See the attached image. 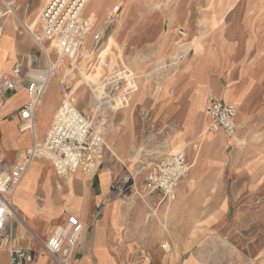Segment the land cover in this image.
<instances>
[{"label": "rangeland", "instance_id": "1", "mask_svg": "<svg viewBox=\"0 0 264 264\" xmlns=\"http://www.w3.org/2000/svg\"><path fill=\"white\" fill-rule=\"evenodd\" d=\"M10 1H13L11 7L17 13L21 21L31 22L37 18L39 23L43 9L47 2H49V0ZM204 1L205 0H102L104 6L101 11L96 14L93 10V6L88 3L83 10L82 15L84 17L85 13H87V16H90V14L93 15V27L90 33L88 32L84 42V48H80L79 50L80 55L77 54V62L74 65L76 69L74 73L65 80L72 84V90L74 91L76 99L84 93L83 98L78 102L82 112L87 116H92L88 105H86V102H88L91 97L88 87H90L89 84L93 85V83L90 82H97L100 73L103 72L102 70H111L112 65L116 64L114 69L119 70L124 66L129 72L131 71L137 75L138 80L145 85L152 83L154 80L158 82L163 79V76L176 75L180 72L182 64L195 52L193 48H195L196 52L201 49V47H199V40L200 43H202V49L207 51L218 49L216 46L217 42L222 44L231 42L232 45H229L231 48L230 62L232 64V77L228 78V80H230L232 84L238 86L245 81L248 82L250 73L254 72L260 75L258 78V84L264 86V54L262 51L260 52V50L264 48V45L252 46L247 45L246 43L244 45L243 43L244 38L250 33V30L247 28L248 25L250 22L252 23L256 21L258 17L256 13L250 10V1L223 0L225 2L224 13H220L219 15L221 25L219 30L215 31L206 28L208 18L204 12ZM185 2H189L186 12L178 14L177 23L172 27V29H174L172 31L174 36L173 39H171L167 45L160 44L159 38L161 34L166 31L169 23L167 18L169 15L162 13V11H166L169 7L176 6L178 3L182 4ZM115 5H120V13L114 18V21L110 22V20L107 19V15ZM88 10L90 11L88 12ZM8 14L9 15H5L4 18L6 19L7 17L10 22L3 21L1 37L4 38V28L5 32L9 33L11 25L16 26L13 34H15V37L21 43L19 49L20 55H18L17 59L24 60L29 54L39 55L40 50L33 42L31 35L13 14ZM163 17H166L165 20H162ZM172 17L177 16L176 14H172ZM139 27L143 28L140 35H138ZM179 28L185 29L186 34L182 39H178L177 37V31ZM40 31L41 29L39 27V34ZM94 34L101 35L98 44L93 40ZM11 45L13 46V44ZM52 46L53 52L50 53L51 60L56 57L58 58L56 49L54 48V45ZM192 46L194 47L192 48ZM189 50L190 54H188ZM0 52L1 58L3 49L0 50ZM66 61V59H62L55 72V77L52 76L48 82L46 92L42 97L45 105L57 99L61 93L59 86L60 79L64 78L70 69L67 66ZM106 62L111 63H108L109 66L106 65L108 69L105 67L103 69V66L105 65L104 63ZM5 67L6 63L3 65V68ZM98 68L101 70H97ZM165 69L168 70L165 71ZM84 75H89L90 81L85 80ZM218 83L219 85L226 84L222 78L218 79ZM195 91L189 111L194 114L196 112L200 114L207 95V89L196 87ZM16 92H19V90ZM19 93L18 96L22 97V92L20 91ZM261 100L262 99L258 97L256 101L260 102ZM121 111L122 109L109 117L108 123L110 125L98 124L99 130L104 131L105 142L108 144H111L113 140L115 142L121 141L118 140V137H122ZM36 123L37 134L38 136H41L46 127V118L44 114L36 119ZM15 129L16 128L14 127L11 131L14 132ZM198 132L199 133H197L192 139H182L180 141L181 145L186 146L188 156L191 157V159H194V166L178 185H185L187 189L185 199L175 209H170L168 211L169 206L171 207L177 199L171 203L158 205L154 195L148 194L147 191L143 190L141 187V182L143 181L141 177L138 179L140 187L137 190L139 193H135V190L122 189V185H120V188L116 191L115 198L119 201L124 216L119 224L120 228L118 227L119 229H116L115 231V239L120 242V245H126L130 249L131 252L129 254V259L131 264H143L144 261L145 264H159L158 260L161 255L171 251L168 250L166 252L161 248V242L163 241H167L168 243L169 241H173L176 245L180 246L185 245L186 242H188L190 245L188 252L183 248L182 259H185L186 256L191 253L199 262L204 260L206 262L250 260L249 254L244 256L243 253H241L244 249H248L247 247H241L239 244H235L233 236H221L223 233H219V230L223 229V223L207 222V219L209 218L208 215L218 212V206L212 199L209 204H204L202 201L203 177L207 176L202 173V167L215 165L227 169L228 171H234L235 168L240 165H249L252 159L243 156L246 154V152L241 151L243 150L244 144L241 146L239 143L236 144L235 142H230L226 135L223 137V144L219 151L211 154L210 158L203 157V149H200V152H197L199 147L198 144L200 147L202 146L203 143L201 140L204 139L203 135H205L202 126H200ZM17 135V139L19 140L27 137L25 132L24 134L18 133ZM200 135H202V137H200ZM3 136L4 129H1L0 142ZM234 136L237 135L235 134ZM129 137L134 138L133 142L135 144L138 143L136 148L139 147L133 160L130 162L132 165L129 163L127 168L124 166L122 167L121 163L112 156L113 154L107 152V157L110 159L111 164H114L119 170V173H116L115 176L116 180L125 177L128 169L134 173L140 171L137 177L142 173L143 169L146 171L148 168L147 164H136L138 159L142 156L140 155L141 150L150 146V144L155 145L157 142H160V138L158 137L155 128L149 125L141 127L134 125L130 126ZM199 138H201V140H199ZM149 139L151 140L148 141ZM166 139H162L161 141L166 142L170 147L175 146L172 141H169L170 139ZM19 152L16 147L14 148L10 145L4 153L6 154L8 161H11L17 159ZM197 154L198 158H196ZM40 160L42 161V165H39ZM257 160L264 162V158ZM121 161L123 160L121 159ZM27 177L31 179L27 180L29 183L26 182L25 190L31 196L28 194L27 197L24 191L22 197H19L18 187L16 189L17 193H14L13 201L17 206L19 205L18 207L21 212L22 209L25 211L32 210V213L28 215V219H32L31 214L33 213L40 216H43V213H45L46 216L43 218L44 222H47L49 221L50 216L53 215V213H51V201L53 198V192L55 191L54 189L61 187V184L65 181V177L58 176L52 165L42 158L34 161L21 182H25ZM54 177L57 178L54 179ZM187 181H190L189 184ZM223 181L227 182V178L221 182L223 183ZM213 182H215V185H218L217 180H213ZM232 182L233 179L230 177L229 185ZM20 184L19 186H21ZM44 192L45 196L48 197L46 200ZM214 192H217V190H214ZM228 193L231 199L225 213H227L230 218L239 211L241 207L238 202L232 199L231 190H228ZM141 195H143V197ZM129 197H132V199L127 200ZM37 199L40 200L39 203L41 204L38 203ZM41 200L43 201L41 202ZM146 203H149L155 210L157 209V211H155V213H150V208ZM18 213L20 212L18 211ZM137 213H144L143 217L140 219L143 222L140 221L139 223L135 221L134 216ZM21 217L23 222L34 232L29 221L26 219V215L23 213ZM63 219L64 218L57 219L55 221L56 225ZM16 224H18L17 221ZM138 225L140 226V232L138 233V237H136L137 235H135L134 232H130V229L137 228L136 226ZM39 226V228H42L43 224L41 223ZM167 230L170 231L169 233L172 237H168V234L164 232ZM159 231L164 232L161 239H159L158 242L149 245V242H153L151 240ZM28 232L29 230H26V228L23 227V224L20 223L17 228V238H22L19 239V242H23V245H27L30 242ZM34 233L36 234V232ZM39 233L41 232H38V234ZM184 233L186 236L183 235ZM99 234L102 237H97V240L102 241V248L105 249L104 251H107V254L106 252H100L99 254L103 259L102 263L114 264L110 245L115 246L117 242L112 236H107L103 229L99 231ZM38 238L43 241L45 240L40 238L39 235ZM82 242L83 240L80 241V244ZM35 247L38 251L41 250L39 244H36ZM128 248L126 249L128 250ZM4 256L5 255L0 252V264L3 263Z\"/></svg>", "mask_w": 264, "mask_h": 264}, {"label": "crops", "instance_id": "2", "mask_svg": "<svg viewBox=\"0 0 264 264\" xmlns=\"http://www.w3.org/2000/svg\"><path fill=\"white\" fill-rule=\"evenodd\" d=\"M249 1L250 10L256 13L258 17L256 21L252 23L250 22L248 25L247 28L250 30V33L246 37L248 39L244 38L243 43L244 45L246 43L247 45L252 46L264 45V0ZM224 3L223 0L204 1V12L208 18L207 26H205L209 30H219L221 25L219 15L220 13H224ZM188 4L189 2L182 4L178 3V5L171 6L168 10L162 11V13L169 15L167 17L169 23L166 31L163 32L159 38L160 44L167 45L171 39H173L174 36L172 31L174 29H172V27L177 23L178 14L186 12ZM90 5L93 6L95 14L100 12L104 6L102 0H94ZM116 7L117 10L115 11ZM4 11L5 7L3 1L0 0V14ZM119 13L120 5H115L111 8V11L107 15V19L112 22ZM6 14H4L1 19L2 26L3 21H9L7 17L6 19L4 18ZM172 14H176L177 17H172ZM84 15L87 17V13ZM165 18L166 17H163L162 20H165ZM15 29L16 26L11 25L9 33H6L4 28V38L0 37V45L2 44L0 50L3 49L2 56L6 59V67L4 70L10 69V67L18 61L17 57L20 55L19 49L21 43L15 37V34H13ZM142 29L143 28L140 27L138 28V35L141 34ZM11 44H13V46ZM199 44L201 45H199L201 49L196 52L195 48L192 47L195 52L190 58L187 59L186 57L187 60L182 64L180 72L176 75L163 76L162 80L158 82L154 80L148 85L140 82L137 76V82L140 84L139 89L131 96L128 106L123 108L120 112L122 116V137H118V140L121 141L115 142L113 140V144L109 143L111 146L108 144L109 146L104 152L102 165L93 177L82 173L68 175L65 177V181L61 184V187L54 189L55 191L53 192V198L51 201V213H53V215L50 216L49 221L44 222L43 217L46 216L45 213H43V216L33 213L31 214L32 219L30 220L28 219V215L32 213V210L25 211L21 208L34 232H41L38 235L42 239H47L68 215L76 216L78 220L83 223L84 229L81 234V237L83 236V242L81 244L78 243L71 259L72 264H103V259L99 254L100 252H106L107 254V251H104L105 249L102 248V241L97 240V237H102L99 234V231L103 229L107 236H112V238L115 239V231L120 228L119 224L123 220L124 215L122 213V208L120 207L117 198H115L116 191L119 189L118 184L120 183L116 180L115 176L116 173H119V170L114 164H111L110 159L107 157V152L113 154L112 156L121 163L122 167L125 166L127 168V165L133 160L139 148H136L138 143L135 144L133 142L134 138L129 137L130 126L134 125L141 127L149 125L155 128L160 141L167 138L175 144L174 147L169 146L170 150L173 152L183 150L188 160L193 163V167L194 159H191V157L188 156L186 146L181 145L180 141L182 139H192L197 133H199L200 126L203 128L205 125L206 119L203 111L207 96L210 94L217 95L225 102L236 103V123L238 128L235 134L237 136L233 135L232 137H229L222 131L209 133L207 135L205 134L203 135V140L199 138L203 144L201 147L198 144L199 147L197 152H200V149H203V157L210 158L211 154L220 150L221 145L223 144V137L226 135L230 142H235L236 144L239 143L241 146L244 144L243 150L241 151L246 152V154L243 156L251 158L252 161L249 165H240L236 167L234 171H228L227 169L215 165L202 167V173L207 175L203 177L202 201L204 204H209L212 199L218 206V212L208 215L209 218L207 219V222L223 223V229L219 230V233H223L221 236H233L235 244H239L241 247H247L248 249H244L241 253H243L244 256L249 254L250 260L223 262H206L204 260L199 262L191 253L188 254L185 259H182L183 248L188 252L190 246L188 242H186L185 245L180 246L176 245L173 241H169L171 245L170 253L167 252L165 253L166 255H161L158 262L159 264H264V162L257 160L264 158V86L258 84V78L260 75L254 72L250 73L248 82L245 81L238 86L232 84L230 80H228V78L232 77V64L230 62L231 48L229 45L231 42L225 44L217 42L216 46L218 49L208 51L202 49V43H200V40ZM190 50L188 54H190ZM261 51L264 54V48H262L260 52ZM130 73L132 74L133 72L130 71ZM219 78H222L226 84L219 85ZM196 87L207 89V95L200 114L197 112L194 114L189 111L193 96L196 92ZM18 90L19 92H22V97H19L18 94L20 93L15 91L10 93L6 99L0 101V129H4V136L2 137L3 153L8 147H10V145L14 148L16 147L18 152H23L24 148L31 143L29 133H26L27 137H25V139H17L18 133L24 134L26 131L18 130L19 127H16L18 124V109L26 101L25 89L20 88ZM60 91L61 93L58 98L47 105L44 104V101L41 98L35 117V134L37 139H42L50 126L53 114L62 98L61 86ZM83 96L84 93H82L77 99L74 96L75 103L80 111L82 110L79 107L78 102ZM258 97L262 99L260 102L256 101ZM86 105L89 107V101L86 102ZM42 114H44L46 118V127L43 130V134L38 136L36 131V119L41 117ZM14 127L16 129L13 132L11 130ZM200 137H202V135H200ZM4 155L8 160L5 153ZM196 158H198V154L196 155ZM121 159L123 161H121ZM15 161L16 160H9L10 163ZM40 163H42V161H40ZM130 165L132 164L130 163ZM145 174L146 171L143 169L142 173L137 177L135 185L130 183L126 184L123 189L135 190V193L138 192L137 189L140 187L138 179L141 177L143 180ZM230 177H232L233 182L229 185ZM225 178H227V182L223 181L222 183L221 181L225 180ZM30 179L31 178L27 177L26 181L22 184L24 190L18 192L19 197H22L24 191L28 197V192L25 188L26 182L29 183L27 180ZM213 180H217L218 185H215ZM187 182L189 184L190 181ZM141 187L146 191L143 181L141 182ZM186 189L185 185L178 186L176 191L177 201L173 203L171 207L169 206L168 211L170 209H175L185 199ZM214 190H217V192H214ZM228 190H231L232 199L238 202L241 207L239 211L230 218L228 217L229 215L225 213L231 199ZM147 193L152 194L149 192ZM153 195L155 200H157L158 205L167 204V202L159 204V196L157 194ZM141 196L143 197V195ZM44 197L45 200L48 198L45 196V192ZM129 199H132V197L127 198V200ZM37 201L39 203L40 200L37 199ZM42 201L43 200H41V202ZM14 206H16L20 214L23 215L18 207L19 205L17 206L14 202ZM143 214L144 213H137L134 216L135 221L140 223ZM59 218L64 219L56 225L55 221ZM16 221L17 220L12 221L10 228L13 235L12 243L15 246H22L23 242H19V239L22 238H17L19 222L17 221L18 224H16ZM41 223L43 224V227L39 228ZM136 227L137 228L130 229V232H134L135 235H137L136 237H138L140 226L138 225ZM164 232L168 234V237H172L169 233L170 231L167 230ZM164 232L159 231L151 240L153 242H149V245L158 242ZM183 235H185V233ZM115 241L118 245H110L114 264H131L129 259L131 251L128 246L123 244L120 245V242L116 239ZM126 248H128V250ZM0 252L5 255L2 264H8L7 249L0 248ZM47 261V256L40 250L39 253H37L35 264H45ZM143 264H145V261Z\"/></svg>", "mask_w": 264, "mask_h": 264}, {"label": "built area", "instance_id": "3", "mask_svg": "<svg viewBox=\"0 0 264 264\" xmlns=\"http://www.w3.org/2000/svg\"><path fill=\"white\" fill-rule=\"evenodd\" d=\"M3 1L5 11L0 14V37L3 29L2 17L10 12L11 1ZM54 1V0H53ZM43 10L40 18V34L32 37L40 50L39 55L29 54L20 59L10 69L0 75V101L20 88L26 91V101L18 109L19 130H28L31 143L24 148L19 160L10 163L0 149V248L8 252V264H35L36 244L47 256L45 264H69L79 243L84 225L74 215L65 220L44 241L31 230L27 245H13L11 232L12 221H15L13 194L29 166L39 158L48 161L58 176L82 173L94 176L101 167L104 152L107 149L104 131L98 124H109V117L118 110L128 106L131 96L138 91L137 75L122 69L102 70L89 88V110L92 116L85 115L74 100L72 84L60 83L62 98L56 108L49 128L42 139H37L34 120L41 98L45 92L49 75L58 65V58L51 60L50 54L42 43L53 44L57 56L67 59V66L73 68L77 62V52L81 41L91 28L87 17L81 14L84 0H59L52 7ZM117 7L115 8V11ZM185 29L179 28L178 39L185 37ZM101 35L94 34L93 40L99 43ZM168 69H165V71ZM237 105L225 102L218 96L208 95L204 105L206 123L203 131L209 133L224 132L232 137L237 132ZM101 125V126H102ZM1 135V129H0ZM149 139L148 141H150ZM141 150L142 155L136 164H147L143 185L147 192L159 196V204L173 202L181 180L188 174L193 163L188 160L183 150L173 152L166 142ZM125 167V166H124ZM140 171L127 170V175L118 180L119 188L126 184L135 185ZM162 246V245H161ZM164 250V246H162Z\"/></svg>", "mask_w": 264, "mask_h": 264}, {"label": "bare ground", "instance_id": "4", "mask_svg": "<svg viewBox=\"0 0 264 264\" xmlns=\"http://www.w3.org/2000/svg\"><path fill=\"white\" fill-rule=\"evenodd\" d=\"M12 2V4H13V1H11ZM52 2H55L54 4H52V7L50 8V10H49V13H51V10L54 8V6H56V4H57V2H59V0H49V2H47V4L45 5V7H44V9L43 10H45V9H47L48 7H49V5L52 3ZM91 2H93V0H84V3H83V9H82V11H81V14L83 13V10L86 8V6H87V4L88 3H91ZM11 4V5H12ZM94 4V3H93ZM90 8V7H89ZM90 10H88V12H89ZM10 14H13L14 15V17H16L17 19H18V21L24 26V28L26 29V31L33 37H38L39 36V33H38V29H39V27H40V23H39V20L36 18V19H34V20H32L31 22H27V21H21L20 19H19V17H18V15H17V13L13 10V8L12 7H10V12H9ZM44 13V12H43ZM6 15H9L8 13L6 14ZM87 18L89 19V22L91 23V28H92V22H93V15H91L90 14V16H87ZM41 28V27H40ZM91 28L89 29V33H90V31H91ZM88 32H87V35H88ZM87 35H85L84 37H83V39H82V41H81V45H80V47H79V49H78V52H77V54L78 55H80V48L82 49V48H84V42H85V40H86V37H87ZM194 43V42H193ZM53 44H44V43H42V46H44V48L46 49V51L50 54L51 52H53V46H52ZM192 47H194V46H192ZM1 53V52H0ZM3 54V53H2ZM51 55V54H50ZM78 55H76V57L78 56ZM6 56V55H5ZM62 59H66L65 57H63V56H61V55H58V65H60L59 63L62 61ZM97 59V58H96ZM67 60V59H66ZM95 62H96V60H95ZM4 63H6V59L4 58V56H2L1 58H0V75L3 73V72H5V70H4V68H3V65H4ZM108 63L110 64L111 62H106V63H104L105 65L103 66V69H104V67H106V65H108ZM122 65V64H121ZM109 66V65H108ZM115 66H116V64L115 65H112V68H111V70H113L114 68H115ZM123 66V65H122ZM124 67V66H123ZM125 68V67H124ZM75 67L73 66V68H70L69 70H68V72H67V74H66V76L64 77V78H62V79H60V82H63V81H65V80H67L73 73H74V71H75ZM126 70H128L127 68H125ZM56 70H57V68L55 67V69H53L52 71H51V73H50V75H49V79H48V82H49V80H50V78L52 77V76H54L55 77V72H56ZM97 70H101L100 68H98ZM129 71V70H128ZM80 74H82V73H80ZM90 76L89 75H84V79L85 80H88V81H90V78H89ZM89 83V82H88ZM90 83H93L94 84V82H90ZM47 85H48V83H47ZM89 88H92V84H89ZM26 97V96H25ZM34 129H35V122H34ZM25 133H28V130L26 129V131H25ZM203 139V138H202ZM2 142H3V139L1 140V142H0V147H1V151H2ZM106 143V142H105ZM106 146L108 147L109 145H108V143H106ZM21 155H22V151H20L19 152V154H18V156H17V159H16V161L17 160H19L20 159V157H21ZM41 161V160H40ZM34 163V162H33ZM32 163V164H33ZM32 164L29 166V168L32 166ZM39 165H42V163H39ZM29 168L27 169V171L29 170ZM27 171L25 172V174H24V176H26V173H27ZM24 176H23V178H24ZM22 178V179H23ZM57 178V177H56ZM55 177H54V179H56ZM22 179H21V181H22ZM58 180V179H57ZM20 181V182H21ZM24 183V182H23ZM22 182H21V186H17V188L19 187V191L20 190H24V187H22V184H23ZM16 188V189H17ZM18 191V192H19ZM15 192H16V190H15ZM14 192V193H15ZM17 193V192H16ZM29 194V193H28ZM30 195V194H29ZM13 196H14V194H13ZM31 196V195H30ZM33 198V197H32ZM23 201V200H22ZM12 203H13V205H14V201H13V199H12ZM31 203V202H30ZM33 203V202H32ZM148 204V203H147ZM148 207L150 208V213H155V209L152 207V206H150V204H148ZM15 209H16V213L14 214V217H15V219L17 220V221H19L20 223H22L23 224V227H25L26 228V230H29V232H31V228H29L28 226H27V224H25L24 222H23V219H22V217H21V215H20V213H18V209L16 208V206H15ZM30 209H32V208H30ZM35 210H37V209H35ZM19 223V224H20ZM29 232H28V237L30 238V235H29ZM36 235L38 236V233H36ZM81 240H83V237H82V239H81V236L79 237V244H80V241ZM43 241V240H42ZM161 245L162 246H164V251H168V250H171V245H170V243H168L167 241H163V242H161ZM1 248H5V247H1ZM162 248V247H161ZM68 263L69 264H72V262H71V260H69L68 261Z\"/></svg>", "mask_w": 264, "mask_h": 264}]
</instances>
